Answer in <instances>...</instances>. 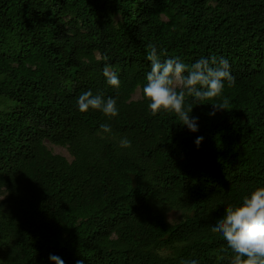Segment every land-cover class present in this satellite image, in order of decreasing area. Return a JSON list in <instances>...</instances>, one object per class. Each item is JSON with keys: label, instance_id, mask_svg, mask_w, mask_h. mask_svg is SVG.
<instances>
[{"label": "trees", "instance_id": "16d2710c", "mask_svg": "<svg viewBox=\"0 0 264 264\" xmlns=\"http://www.w3.org/2000/svg\"><path fill=\"white\" fill-rule=\"evenodd\" d=\"M150 46L229 61L221 97L186 96L197 132L148 110ZM89 90L119 114L79 112ZM0 98V264H230L211 228L264 187V0H0Z\"/></svg>", "mask_w": 264, "mask_h": 264}, {"label": "clouds", "instance_id": "9594fccd", "mask_svg": "<svg viewBox=\"0 0 264 264\" xmlns=\"http://www.w3.org/2000/svg\"><path fill=\"white\" fill-rule=\"evenodd\" d=\"M146 59L150 62V71L146 75L142 94L148 101L151 115L175 114L192 133L198 131V118L190 115L193 109L191 104L185 106L186 96L193 97L195 101L214 100L221 97L225 81L229 86L235 83L230 63L223 56L211 54L188 66L179 57L161 61L156 47L150 46ZM103 76L110 87L120 86L119 77L110 65L104 66ZM116 104L114 98L105 99L102 94L94 95L91 90L81 93L76 99L79 112L99 110L108 118H115L119 114ZM212 107L210 115L218 110L225 111L229 107V99L224 97ZM100 128L104 133L111 132L108 124H102ZM202 140L203 137H197L195 145L199 146ZM120 146L129 148L131 142L122 139ZM211 231L220 234L227 249L234 254L230 264H264V187L255 188L243 196L240 205L225 208L224 217L216 221ZM49 259L52 264H63V260L55 255H50ZM77 264L83 262L77 261ZM190 264L197 262L193 260Z\"/></svg>", "mask_w": 264, "mask_h": 264}, {"label": "rangeland", "instance_id": "374dc122", "mask_svg": "<svg viewBox=\"0 0 264 264\" xmlns=\"http://www.w3.org/2000/svg\"><path fill=\"white\" fill-rule=\"evenodd\" d=\"M139 98V94H138V91L132 96V99L136 100ZM1 99V98H0ZM3 108V105H2V100H0V109ZM45 145L47 146V148L49 150H51V152H53L54 154H58V155H61L63 157H65L67 160H70L71 157L69 156L66 148L64 147H61V146H55V145H52L48 142H45ZM168 217V220L172 221V220H175L176 217L178 216L177 213H169L167 215Z\"/></svg>", "mask_w": 264, "mask_h": 264}]
</instances>
